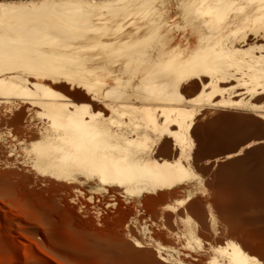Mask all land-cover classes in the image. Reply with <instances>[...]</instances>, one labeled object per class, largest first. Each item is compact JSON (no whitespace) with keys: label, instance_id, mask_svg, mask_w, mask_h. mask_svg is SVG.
Segmentation results:
<instances>
[{"label":"bare ground","instance_id":"6f19581e","mask_svg":"<svg viewBox=\"0 0 264 264\" xmlns=\"http://www.w3.org/2000/svg\"><path fill=\"white\" fill-rule=\"evenodd\" d=\"M184 2L185 0H121L119 5L117 0L0 2V40L4 41V45L0 47V130L9 136L7 145L12 153L19 150L23 154L31 152L34 155L26 157L32 160L28 163L31 165L29 171L35 169V175L41 174L48 182L54 179L72 181L78 177L89 178L100 183L104 189L110 188L107 190L113 193L133 195V204H140L146 193L150 192L154 194L150 195L152 198L157 196L160 199L162 207L168 209L172 206L174 210L175 206L169 200L172 196L203 182L197 173L198 181L184 180L187 166L195 164L197 145L190 147L188 140L191 133L196 132L200 117L197 116L198 109L187 106L191 99L181 90L186 83L185 79L191 76V83L203 85L204 88L220 78L235 79L221 69V66L218 67L220 69L213 68L215 66L212 67L211 61L216 58V53L222 52V40L227 32L234 31L236 27V23L230 25L229 20H236L239 13L233 12L222 24L209 25L203 16L197 18L193 15L186 19L185 10L177 7ZM243 2L251 4L253 0ZM79 3L85 5L82 12L74 8L53 7ZM238 20L240 22V16ZM9 38L18 42L9 43ZM57 38L60 42L54 43ZM220 59L216 60L222 63L224 58ZM169 62L171 71L157 74V66L168 65ZM250 68L254 69L250 80L245 78L240 81L243 86L252 85L246 93H264V72L253 65ZM232 83L228 87L224 85L226 88L220 92L214 89L208 95L201 92L195 103L206 104V100L213 102L215 107L210 109L212 113L217 112L219 107H229L232 103L225 99V93L234 89L235 85ZM23 102L29 103L32 108H26ZM90 127L110 130L115 139L107 145H100L97 150L95 143L86 134ZM72 141L80 145L79 150L72 146ZM200 146L202 145L197 146L199 150ZM206 146L204 145L205 148L208 147ZM207 149L211 151L210 145ZM228 149L227 154L232 151ZM257 150L264 151V147ZM209 152L205 154L210 155ZM212 152L211 154L216 151ZM224 155L220 157H231L232 161L227 160L229 165L227 167V163L225 164L226 175L219 178H225L226 181H223L230 183L231 177L235 180L237 178V175L232 176L237 173L236 169H232L233 163L243 161L246 153L242 158L238 155L241 159L234 153H229L228 158ZM262 155L264 154L261 157ZM233 156L240 161L234 157L236 162H233ZM255 156L254 159L259 157ZM210 159L212 160L211 157ZM217 159L216 156L215 161ZM250 159L252 162L248 164L249 167L255 163ZM201 160H197L199 164ZM220 160L221 158L219 162ZM212 162L210 163L213 164ZM229 162L232 163L231 166ZM259 162L264 165L261 159ZM215 164L213 166L216 167ZM222 165H217L220 166L219 170L224 166ZM231 169L234 171H231L232 174ZM251 169L245 170L249 173ZM219 170L217 174L214 173L215 170H208L207 174L219 176ZM262 173H258L260 176L257 178L263 179ZM228 174H231L230 177ZM256 174L253 172L254 176ZM245 177L242 176L241 183L245 182ZM174 201L180 202V199L177 197ZM176 215L179 213L176 212ZM179 217L182 219L180 215ZM187 218L184 219L185 228L182 227L188 237L184 247L189 245L188 249L194 252L201 250L207 254L204 232L201 229L206 228L205 225L201 226L200 221L195 223L193 219L191 221ZM208 222L211 225L205 223L206 226L212 227L213 222ZM237 251L239 250L235 248L234 253ZM198 252L195 256L199 257ZM200 260H204L202 254ZM200 260L196 264H201ZM232 261L233 264H249L236 256H233ZM189 262L193 264V261Z\"/></svg>","mask_w":264,"mask_h":264},{"label":"rangeland","instance_id":"374dc122","mask_svg":"<svg viewBox=\"0 0 264 264\" xmlns=\"http://www.w3.org/2000/svg\"><path fill=\"white\" fill-rule=\"evenodd\" d=\"M3 1L0 0V2ZM95 1L109 2L110 0ZM253 2L251 4L253 3L255 7L238 14L240 22L245 21L243 24H239V16L235 17L236 20L232 18L234 21L229 20L230 25L234 22L237 28L233 26L234 31L227 32L229 35L226 34L222 40V48L224 47L221 49L222 52L216 53V58L212 60L214 62L211 61L212 67L215 66L213 68H221L235 79L220 78L215 83L209 84L211 86L206 85L204 88L203 85L191 83L190 79L193 78L191 76L185 79L189 85L183 84L185 88L181 91H184L183 94L191 99L187 106L198 109L197 116L200 117L196 132L191 133L192 136L190 135L188 140L189 146L202 145L199 147L200 150L196 146L198 152L196 149L195 167L187 166L184 180L198 181L199 177L196 176L199 174L203 182L190 186L169 199L176 210L172 206V210H169L171 207L168 209L162 207L160 199L158 200L157 196L153 199L150 195L154 194L150 192L146 193L140 204H133V195L113 193L107 190L110 188L104 189L99 185L100 183L97 181L95 183L89 178L78 177L76 180H69L70 182L54 179L55 181L48 182L41 174L35 175V169L32 170L34 172L29 171L31 165L28 163L32 160L26 157H34V155H31V152L23 154L19 150L12 153L7 145L9 136L0 130V264H175L176 261V264H192L189 260L196 264L200 263L198 259H201V254L204 259L200 260L201 264H233V256L249 264H264V178H257L260 176L258 173L261 174L264 171V165H260L261 162H259L260 159L262 164L264 162V155L261 157L264 151L257 150L264 147V93L258 91L246 93L252 85H244V87L240 82L245 78L250 80L254 71L250 65L264 72V62L262 63L264 61V8L260 7L261 0L256 2L253 0ZM219 58H224L222 63L217 62L216 59ZM244 72L249 74L246 75ZM194 78L197 79L196 76ZM231 82L236 88H231L228 93H225V99L232 103L229 107H219L220 111L212 113L210 109L215 107L213 102L206 100V104L195 103L201 92L204 91L206 95L214 90L220 92L230 86ZM231 91L236 92L231 93ZM23 104L26 108H32L29 103L23 102ZM204 145H207V148L210 145L211 151ZM217 149L222 153L219 154L220 151L218 152ZM227 149L229 151L235 149L229 152L234 153L235 156L239 152L242 153L238 154L240 157L246 153V156H243L244 159L241 157L243 160L241 162L238 155L239 159L233 156V162L236 158L241 166L239 163H233L232 169H236L237 173H234L232 169L230 173L233 172L235 175L232 176L235 177L237 175L238 181H236L237 178L235 180L231 177L230 180L227 179L230 183L224 182L225 178L221 180L227 172L225 166L228 167V161L231 159V157L229 159L220 157L227 152ZM212 151H216L217 155ZM208 152L210 155H207ZM226 154L224 157L228 158ZM216 156L217 161H215ZM249 156L257 164L256 166L252 163L249 167L248 164L252 162ZM253 156L256 158L254 159ZM220 158L222 163L219 162ZM200 159L202 160L199 164ZM208 159L211 160L210 162L213 161V164ZM225 160L228 161L224 162ZM215 163L223 164L224 168L220 170L223 169L225 172L220 171V166L218 168ZM229 163L231 166L232 163ZM214 164L216 167L213 166ZM216 168L225 175L216 176L218 171ZM248 168L251 169L249 173ZM242 169L247 170L245 172ZM208 170L212 172L215 170V176L211 173V175L207 174ZM238 171H242V175ZM253 172L254 175L256 173L258 175L254 176ZM246 174L247 177H245ZM242 176L245 177L246 184L241 183ZM262 176L264 177V173ZM254 181L257 183L254 184ZM258 191H262V195ZM177 197L180 202L174 203ZM176 212L182 219L188 217V220L190 218L191 221L192 219L196 221L195 223L200 221L201 226L205 225L206 228L201 227V229L205 233H203V240H205L207 254H204V251L202 253L201 250L199 251L201 254L198 251L194 252L188 249L189 245L184 247L188 239L187 234L182 231L185 228V218L179 223L182 219L176 215ZM210 220L213 226L209 228L206 224L208 225ZM178 232L180 237L176 236ZM235 248L239 250L237 253H234ZM197 252L200 258L195 256Z\"/></svg>","mask_w":264,"mask_h":264},{"label":"snow or ice","instance_id":"6c2138e0","mask_svg":"<svg viewBox=\"0 0 264 264\" xmlns=\"http://www.w3.org/2000/svg\"><path fill=\"white\" fill-rule=\"evenodd\" d=\"M121 0H117V4ZM127 6V5H126ZM53 7H68L74 8L80 12L83 11L85 5L82 3L79 4H64V5H53ZM177 7L183 8L185 10V18L188 19L191 16L195 15L197 18L203 16L209 25H218L224 23L228 16H230L233 12L241 13L244 12L246 9L255 7L254 4H250L247 2H234V0H185L183 4H178ZM260 7L264 8V0H261ZM9 43H16L18 41L9 38ZM60 40L57 38L54 43H59ZM4 45V41L0 40V47ZM158 72L157 74H163L166 72L171 71V62L168 65H158L157 66ZM87 136L95 143L97 150L99 146L104 144L107 145L109 141L115 139L113 134L110 130H104L99 127H90L87 130ZM72 146L79 150L80 145L77 144L75 141H72ZM102 159L106 160V157H102ZM106 166V165H105ZM107 182V181H105Z\"/></svg>","mask_w":264,"mask_h":264}]
</instances>
